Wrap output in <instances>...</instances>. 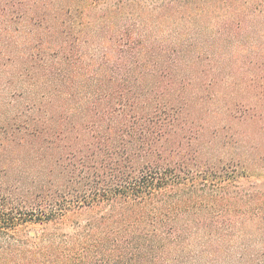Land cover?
Returning a JSON list of instances; mask_svg holds the SVG:
<instances>
[{
	"label": "trees",
	"instance_id": "trees-1",
	"mask_svg": "<svg viewBox=\"0 0 264 264\" xmlns=\"http://www.w3.org/2000/svg\"><path fill=\"white\" fill-rule=\"evenodd\" d=\"M262 17L264 0H0V80H24L0 83V264H264ZM220 87L229 120L208 129Z\"/></svg>",
	"mask_w": 264,
	"mask_h": 264
},
{
	"label": "rangeland",
	"instance_id": "rangeland-1",
	"mask_svg": "<svg viewBox=\"0 0 264 264\" xmlns=\"http://www.w3.org/2000/svg\"><path fill=\"white\" fill-rule=\"evenodd\" d=\"M262 20H264L263 17H262ZM225 61L228 62V61H232V60H229L226 57ZM231 64H229V66H231ZM232 66H234V64H232ZM17 70L18 69L16 67L14 72L12 71L8 75H3L4 77L0 80V83H2V85L5 84V90L12 91L14 89H17V90H19V92L21 90H23L24 80H23V78H21L19 76L20 70H18V71ZM6 78H13V82L11 84H7ZM220 84L222 85L223 83H220ZM221 87L218 88L221 91V95L220 96L216 95L217 97L215 96L214 101L207 100V103H206L208 109L206 111L207 113L204 114L202 120L206 124L208 129L212 128L213 125L220 127L221 125L228 123V120H229V118L227 116L228 114L225 112L224 105H223L224 99L221 97L222 94H224V89ZM216 89H217V87L214 88V92L216 91ZM19 101L22 102L23 100H19ZM195 115H198V114H195ZM208 129L204 133V140L210 137V132L208 133ZM214 144H215V146H214L215 153L217 155H220V156H225V155H229V154L233 155L235 153L237 154L238 152H240L239 150H241V148L238 145L237 146H228L227 145L226 147H223V146H221L220 141H217V140H215ZM71 219H68L64 222V227H63L64 229L68 230L69 228L72 227ZM40 230H41L40 226L32 225V226H29L26 228L25 233L30 235V234H33L34 232L40 231Z\"/></svg>",
	"mask_w": 264,
	"mask_h": 264
}]
</instances>
